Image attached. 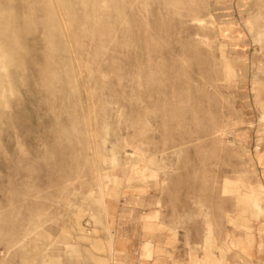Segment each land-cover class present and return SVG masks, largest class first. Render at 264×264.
Returning a JSON list of instances; mask_svg holds the SVG:
<instances>
[{
  "label": "rangeland",
  "instance_id": "obj_1",
  "mask_svg": "<svg viewBox=\"0 0 264 264\" xmlns=\"http://www.w3.org/2000/svg\"><path fill=\"white\" fill-rule=\"evenodd\" d=\"M259 223L264 0H0V264L240 252Z\"/></svg>",
  "mask_w": 264,
  "mask_h": 264
},
{
  "label": "crops",
  "instance_id": "obj_2",
  "mask_svg": "<svg viewBox=\"0 0 264 264\" xmlns=\"http://www.w3.org/2000/svg\"><path fill=\"white\" fill-rule=\"evenodd\" d=\"M257 241L250 249L249 243L242 242V251H226L225 254L204 246V249L196 250L173 249L170 246L161 247V261L155 264H264V224L257 225ZM263 232V233H262ZM149 243L158 244L157 240L149 239ZM141 252L133 256L136 260L141 259ZM155 258V256H154ZM153 258V259H154ZM137 263V262H136Z\"/></svg>",
  "mask_w": 264,
  "mask_h": 264
}]
</instances>
